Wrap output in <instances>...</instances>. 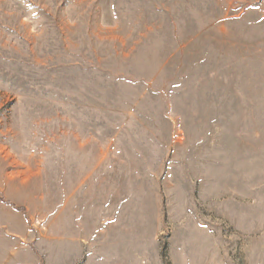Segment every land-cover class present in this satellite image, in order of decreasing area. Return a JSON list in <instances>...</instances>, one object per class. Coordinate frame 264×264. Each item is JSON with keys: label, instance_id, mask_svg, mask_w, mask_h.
I'll return each mask as SVG.
<instances>
[{"label": "rangeland", "instance_id": "obj_1", "mask_svg": "<svg viewBox=\"0 0 264 264\" xmlns=\"http://www.w3.org/2000/svg\"><path fill=\"white\" fill-rule=\"evenodd\" d=\"M66 206L149 229L86 264H264V0H0V264Z\"/></svg>", "mask_w": 264, "mask_h": 264}, {"label": "crops", "instance_id": "obj_2", "mask_svg": "<svg viewBox=\"0 0 264 264\" xmlns=\"http://www.w3.org/2000/svg\"><path fill=\"white\" fill-rule=\"evenodd\" d=\"M102 210L66 206V217L53 219L46 238L38 242L37 252L29 249L25 258L19 253L10 257L19 255L16 264H55L57 256L64 251L60 245L66 242V258H77L80 260L77 264H86V258H141L149 249L146 240H150L149 229H136L134 215L130 221L129 213L127 218L119 214L116 218L112 217L114 210L108 208L104 222ZM63 221H66V231L62 229L65 226ZM104 224L106 227L103 229ZM125 235L126 238H123Z\"/></svg>", "mask_w": 264, "mask_h": 264}]
</instances>
